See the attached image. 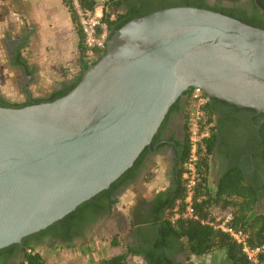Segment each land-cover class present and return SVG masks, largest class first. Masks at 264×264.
<instances>
[{"label": "water", "instance_id": "obj_1", "mask_svg": "<svg viewBox=\"0 0 264 264\" xmlns=\"http://www.w3.org/2000/svg\"><path fill=\"white\" fill-rule=\"evenodd\" d=\"M189 88L264 114V29L206 8L160 9L117 29L67 95L0 106V249L109 189Z\"/></svg>", "mask_w": 264, "mask_h": 264}, {"label": "trees", "instance_id": "obj_2", "mask_svg": "<svg viewBox=\"0 0 264 264\" xmlns=\"http://www.w3.org/2000/svg\"><path fill=\"white\" fill-rule=\"evenodd\" d=\"M81 6L90 9H96L99 6V0H78ZM208 0H178V5L168 4L171 0H163V5L157 7H146L142 10L135 9L132 5V0H104L105 12L103 21L110 28V38L113 33L125 25L130 20L144 16L151 12L174 6H190L198 8H206L222 14L236 18L228 8L216 9L208 7ZM232 2H240L242 0H228ZM260 1V0H259ZM66 7L69 10L71 20L78 35V51L80 55V71L72 80L71 84L62 90H57L51 98H36L34 102L24 101L22 103H12L7 101L3 96H0V106L10 108H22L32 104L43 102H52L67 95L81 81L83 72L90 66L96 64L106 53L107 48L103 51H95L93 55L88 54V48L85 45L84 35L79 25L78 15L73 3L69 0H64ZM264 6V5H263ZM238 19V18H236ZM240 20V19H238ZM249 25L262 28L259 24ZM264 29V27L262 28ZM18 63L21 62L22 56L18 55ZM21 64V63H20ZM193 88H189L183 92L179 99L170 108V113L174 112L179 101L185 98L186 106L188 107L187 121L189 118V110L191 101V92ZM227 103L226 101L210 98L209 102L204 106V117L202 121L203 130L210 131L209 137L205 138L198 163L199 181L195 191V215L194 217H180L173 221V206L178 200H183L186 195L185 184L182 179L183 165L189 155V136L187 137V146L177 168L175 186L166 192L158 194L154 199L148 201L142 199L137 206V213L131 219L132 227H138L139 230H151L152 236L155 239L151 242V248L147 251L142 248H136L129 243L122 241L117 236L111 239L112 247L123 248V252L113 256L103 258L97 264H131L133 257L140 256L145 264H176L172 255H168V250L172 251L174 243L182 240L185 250L188 254V260L192 257H202L221 253L224 256L225 264H254L243 251L240 245L228 233L216 228L213 223L216 222L217 216L214 215V208L218 205L222 210L228 209V212L233 213L234 219L232 226L236 229L243 230L249 235V243L252 247L264 245V211L257 210L260 200V190L247 179L243 168L240 166L231 167L223 176L217 191L212 194L209 186L210 173V156L213 154L217 142L219 141V133L217 130V118L214 103ZM230 104V103H228ZM232 105V104H231ZM235 106V105H234ZM253 113H257L255 109L244 108ZM261 118L264 114L261 113ZM261 136V154L264 159V123L260 124ZM146 149L141 153L134 165L128 169L119 179H117L109 189L104 190L82 203L78 208L68 214L66 217L57 221L48 228L40 231L46 235L54 232L61 227L62 231L67 235H56L57 242L72 246L77 237L81 234L70 233V228L76 220H82L86 209L95 208L101 200L109 199L111 204L118 202V198H113L116 190L123 186L129 187L136 181L140 167L143 165V160L146 155ZM96 215L88 217L90 222L96 220ZM37 234V233H35ZM34 234V235H35ZM24 241L26 238L23 239ZM60 240V241H58ZM6 250L1 249L0 253ZM25 258L22 264H46L45 257L37 251V246L28 244L25 249ZM264 259V258H263ZM88 264V263H87ZM192 264V261L191 263Z\"/></svg>", "mask_w": 264, "mask_h": 264}, {"label": "flooded vegetation", "instance_id": "obj_3", "mask_svg": "<svg viewBox=\"0 0 264 264\" xmlns=\"http://www.w3.org/2000/svg\"><path fill=\"white\" fill-rule=\"evenodd\" d=\"M163 0H132V5L135 9L142 10L146 7H157L163 5ZM168 3L171 5H178V0H171ZM214 1V2H212ZM208 7L216 9H230L233 16L240 20H244L250 24H259L264 27V0H242L240 2H232L228 0H208L206 2ZM19 43L17 41L9 42L10 61L15 68H22L18 63L17 49ZM23 70V68H22ZM24 89H28L34 82V79L22 81ZM72 81L62 83L54 87L49 93L41 97H36L30 90L26 92V100L34 102L36 98L48 99L53 96L57 90H62L71 84ZM215 102L214 108L217 118V130L219 133V141L217 142V150L220 155L225 158L226 166L229 164L237 165L243 168L245 174L250 181L260 187L264 188V159L261 154V136L260 124L264 123V117L261 118V113H253L244 109V107L234 106L230 103ZM232 104V105H231ZM188 107L186 106L185 98L179 101L178 106L174 112L167 113L158 132L155 134L151 144L146 147V155L143 160V165L139 169L136 181L148 170L150 161L156 156L167 157L172 163V174L176 180L177 168L180 164L181 158L187 146V137L189 136L188 121H187ZM128 187H119L113 198H118ZM114 204H111L109 199L101 200L99 205L95 208L86 209L82 220H76L71 228L70 233L81 234L82 236L76 239H84L88 233L93 231L102 219L112 213ZM97 214L96 220L90 222L88 217ZM64 233L62 228H57L50 234L43 235L40 232L26 236V240L21 243L11 244L0 253V264H22L25 258L24 249L28 244L35 246H45L57 241L56 235ZM67 235V234H62ZM24 239V238H23ZM75 239V240H76ZM155 235L152 236L151 230L141 232L136 235V241L132 245L136 248L148 250L151 248L152 241ZM60 241V240H58ZM172 251L168 250V255L177 256L180 252V242L174 243ZM4 249V248H2ZM1 250V249H0ZM138 257V256H136ZM140 257V256H139ZM141 258V257H140ZM176 264H183L181 260L175 258Z\"/></svg>", "mask_w": 264, "mask_h": 264}, {"label": "crops", "instance_id": "obj_4", "mask_svg": "<svg viewBox=\"0 0 264 264\" xmlns=\"http://www.w3.org/2000/svg\"><path fill=\"white\" fill-rule=\"evenodd\" d=\"M21 5L22 6H20L18 0H0V15L5 16L2 21L0 20V25L2 26L1 28L3 30H8L7 28H10V25H12L10 23H14L16 20H19V26H24L22 29V35L14 36L13 29H10L9 33L11 36H8V44L10 41H17L19 43V47L17 49V57L19 54L22 56L20 63L23 70L22 68L18 69L13 66L12 62L10 61L9 49L8 64L10 65L9 67L10 69H12V71H19L21 81L34 79V82L31 84V86H29L28 89H24L23 86V88H21V91L26 95V92L30 90L35 96V94L39 91V88L42 86L43 82H45L44 80H46V76H48L49 78L57 79L59 77H63L64 73L67 74V77L64 76L65 79L63 81L59 80L55 83V87L59 86L62 83L72 81L77 76L80 71L81 63L78 51V35L71 20L72 26L66 24L64 32L59 37H54L53 39V36L50 35V38L47 39L45 34H42V37L38 39L36 31V26L38 25V23H32L30 20H28L29 14H27V9H25L22 1ZM22 16L24 17L23 23H21ZM72 35L75 37V43L72 46L76 54V63H74V66L72 60H67L64 57V53L69 50V48L66 47V38L71 37ZM43 47H45V49L48 51L44 52L42 50ZM74 69L76 70L74 71ZM7 89H9L10 93H17L18 95H20V90L18 93L16 90L8 87V85ZM216 148L217 144L213 154L210 156L209 186L212 194L217 191L224 174L231 167L237 166L232 164L226 166L225 158L223 157V155H220L219 151ZM247 179L250 181L248 177ZM174 186L175 177L172 174L171 160L167 157L162 156L154 157L150 161L148 170L137 180V182L129 186L126 190H124L122 195L118 197V202L114 204L112 213L106 215L99 223V225L93 231L88 233L87 236L81 241H85L86 239H88L89 242L87 244H89L91 241H99V238L101 237L102 241L104 242L105 240L110 238L111 235H114L120 238L122 241L128 240L127 242L132 245V243L136 241V235H139L141 232H143L136 226L132 227L131 224L132 217H135V214L137 213V206L139 204V201L144 198L148 201H151L158 194L166 192ZM258 188L260 190V200L257 210L264 211V188ZM213 212L218 219L227 214L228 209L223 211L221 206L218 205L216 208H214ZM119 214L127 216L129 220V227L124 232H119L117 229V226L119 225L117 216ZM179 242L181 245V249L179 251L180 253L177 256L172 255V258H178L183 262V264L191 263L192 259L194 262L199 263L202 262L201 260L205 257L208 260V257L212 256L211 254L208 256H202L201 258L192 257L188 260V254L185 250L184 243L182 242V240H180ZM121 249L123 251V248Z\"/></svg>", "mask_w": 264, "mask_h": 264}, {"label": "rangeland", "instance_id": "obj_5", "mask_svg": "<svg viewBox=\"0 0 264 264\" xmlns=\"http://www.w3.org/2000/svg\"><path fill=\"white\" fill-rule=\"evenodd\" d=\"M21 1L25 9H27V14H29L28 20H30L32 23H38V25L36 26L38 39L42 37V34H45L47 39L50 38V35L53 36V39L54 37L57 38L64 32L66 24L72 26L69 10L63 3V0ZM21 1L18 0L20 6H22ZM99 3V6H103L105 10L104 0H99ZM4 18L5 16L0 15L1 21ZM23 18L24 17L22 16L21 23H23ZM10 24L12 25H10V28H7L8 30H3L1 28L2 26L0 25V96H3L7 101L12 103H22L26 100V95L21 91V88H23V82L20 79V73L17 70L12 71V69H10L9 67L10 65L8 64V36H11L9 33L10 29H13L14 36L22 35V29L24 26H19V20H16L14 23ZM66 40V47L69 48V50L64 53V57L67 60H72L74 66V63H76V54L72 46L75 43V37L72 35L71 37H67ZM42 50L44 52L48 51L45 49V47H43ZM75 70L76 69H74V71ZM66 75L67 74L64 73L63 77H67ZM63 77H59L57 78V80L55 78H49L48 76H46V80H44L45 82H43L42 86L39 88V91L35 94V96L41 97L49 93L52 89H54L56 85L55 83L57 81H63L65 79V77ZM7 85L13 90H16L18 93L20 90V95H18L17 93H10L9 89H7ZM122 193L119 194V197L120 195H122ZM117 220L119 221V225L117 226L118 231L124 232L129 227V220L127 216L119 214L117 216ZM113 237L114 235H111V237L104 242L100 237L99 241H91L89 244H87L89 242L88 239H86L85 241L76 239L73 242V245L70 247L66 244L55 241L43 247L37 246V251H39L45 257L46 264H97L98 261L103 258L123 252L120 247H112L110 245L111 239ZM124 241L127 242L128 240ZM198 258H201V256ZM191 261L193 262L192 264H225L224 256L221 253L209 256L208 260L205 257L201 260L202 262L199 263L194 262L193 259ZM131 264H145V262L140 257H133L131 260Z\"/></svg>", "mask_w": 264, "mask_h": 264}, {"label": "built area", "instance_id": "obj_6", "mask_svg": "<svg viewBox=\"0 0 264 264\" xmlns=\"http://www.w3.org/2000/svg\"><path fill=\"white\" fill-rule=\"evenodd\" d=\"M73 3L80 28L84 35L85 45L88 54L93 55L95 51H103L108 47L110 28L103 21L104 7L96 9L81 6L78 0H69ZM210 97L201 89L193 88L191 92V105L188 118L189 129V155L183 165L182 179L185 184L186 195L183 200H178L173 206V221L182 217H194L195 215V191L199 181L198 163L200 151L205 138L209 137L210 131L203 130L202 121L204 117V106L209 102ZM234 215L228 212L218 218L213 225L228 233L243 247V251L254 264H264V245L252 247L249 243V235L232 226Z\"/></svg>", "mask_w": 264, "mask_h": 264}]
</instances>
